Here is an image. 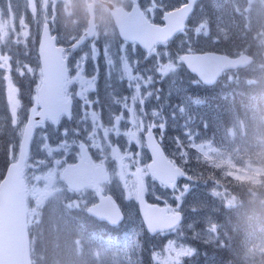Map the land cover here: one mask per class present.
<instances>
[{
    "label": "rangeland",
    "instance_id": "1",
    "mask_svg": "<svg viewBox=\"0 0 264 264\" xmlns=\"http://www.w3.org/2000/svg\"><path fill=\"white\" fill-rule=\"evenodd\" d=\"M226 1L223 4L222 0H208L200 4L186 31V45L180 44L175 51L182 52L181 54L184 51L192 53L212 46L222 47L228 52L251 50L259 64L247 70L245 78L249 75L261 78L264 75V0H228L232 3L234 15L227 10L223 12ZM174 2L175 0H158L154 4L161 7ZM12 4L15 5L17 15L21 16L18 21H14L13 16L9 15L8 7ZM38 4V0H0V32L5 37L12 34L11 46L7 51L12 60H17L18 63V71L11 70L12 67L3 70L1 63L7 62L6 53H0V91L3 90L5 94L6 109L12 115L15 128L19 126L18 116L24 110L21 109L20 90L16 84L21 80L34 82L32 78L35 67L28 65H36L32 47L39 39L43 20L42 12L38 13L36 8ZM75 11L76 15H71L73 11L68 5L65 9L59 7L56 15L52 9L47 15L64 42L73 40L87 26V13L84 10ZM213 12L221 21L213 20ZM98 17L100 37L113 36L115 28L110 18L103 10H99ZM2 45L3 41L0 40V49ZM89 54L94 60L100 58L96 52ZM171 59L180 61V54L172 52ZM132 63L135 69L131 76ZM97 66H100L99 61L93 65ZM124 68L127 71L123 75ZM123 69L119 76L123 90L132 91L139 114L159 131L158 136L166 152L175 158V163L188 170L195 179V185L183 184L168 199L169 206L174 210L187 212L185 223L172 235L154 239L140 249L138 238L143 235V231L138 227L140 230L137 233H123L117 243L99 242L100 245L88 248L89 253L83 248L85 252L81 253V259L88 260V264H187L190 250L198 249L199 258L196 259L194 254L192 263L199 260V264H220L219 261L212 260L213 252L215 256L222 247L233 248L236 243V246L242 247L238 248V259L233 264H241V261H246L245 264H264V223L262 230L259 225L256 226L258 228H251L249 221L254 217L251 218L248 213L245 240L241 239V229L236 231L238 214L244 206L250 212L249 206L252 203L264 206V97L241 117L230 113L229 116L215 119L219 115L210 114L211 107L195 96L197 81L189 78L186 73L184 75L173 64L161 61L147 64L143 63V59L140 64L135 57H128V62L127 57H123ZM169 70L171 78L167 76ZM106 77H113L109 70H106ZM242 77L243 72L229 77L221 88ZM261 79L264 80V77ZM242 83L247 81L243 78ZM253 83L257 87L258 80ZM113 86L117 87L118 93L123 92L118 82L114 81ZM14 150L15 146H12L10 153ZM153 185L154 195L163 200V190ZM54 190L49 199L44 197V192L42 199L35 196L32 202L34 206L40 203L38 209L46 205L54 212L60 210L57 217L61 219L62 213L73 210L79 199L59 192L58 187ZM51 191L50 187L47 192ZM126 209L129 226L141 222L138 215L132 213V209L128 206ZM29 214L30 222L34 225L32 233L36 239L39 235L35 228L38 218L33 208ZM92 237L90 235L86 239L90 244L96 245ZM144 238L143 236L142 240Z\"/></svg>",
    "mask_w": 264,
    "mask_h": 264
},
{
    "label": "flooded vegetation",
    "instance_id": "2",
    "mask_svg": "<svg viewBox=\"0 0 264 264\" xmlns=\"http://www.w3.org/2000/svg\"><path fill=\"white\" fill-rule=\"evenodd\" d=\"M107 2L116 3L97 0V4ZM96 27L93 39L88 41L94 48L85 49L84 54H69L70 80L64 89V106L67 109L70 104V114L59 115L55 125L46 119L35 126L25 180L31 197H41L55 181L53 177L81 161L85 164L87 186L80 192L68 193L82 196L80 206L86 209L96 205L99 197H108L128 217L125 208L134 211L136 204L137 173L143 179L147 201L157 203L150 194L154 181L146 171L150 156L145 143L146 133L156 135L157 130L139 114L132 91H124L119 80L123 57H147L137 46L119 41L115 31L113 36L100 37L99 21ZM90 52H96L100 58L94 60L89 56L87 61L86 54ZM97 61L100 66L93 67ZM106 70L113 77L107 78ZM125 71L127 68L123 75ZM114 81L123 92L118 93ZM26 121L24 117L22 125ZM88 218V227L107 228L106 224Z\"/></svg>",
    "mask_w": 264,
    "mask_h": 264
},
{
    "label": "water",
    "instance_id": "3",
    "mask_svg": "<svg viewBox=\"0 0 264 264\" xmlns=\"http://www.w3.org/2000/svg\"><path fill=\"white\" fill-rule=\"evenodd\" d=\"M188 5L181 10L166 17V27L155 29L153 37L155 41H165L175 32L183 28L187 16L192 11L196 0H187ZM113 13V12H112ZM116 17V14H114ZM119 16H121L119 14ZM121 20L117 17V22ZM46 59V81L49 90L54 95L58 94V87L62 82V76L56 73L57 60L53 53H44ZM251 59L242 56L231 60L223 56L210 54L193 55L186 57V65L193 75L205 85L211 86L221 76L223 71L245 67L251 63ZM45 85V84H44ZM47 87V89H48ZM46 89V90H47ZM42 94V93H41ZM61 94V92H60ZM47 103L57 111L59 106L55 97L45 96ZM32 134V122L28 123L22 139L20 153L17 162L11 164L0 183V264H31L29 252V236L27 232V211L25 207V186L23 182V171L28 151L29 139ZM152 156V163L149 165L150 173L158 179L169 178L173 174L177 177L183 174L168 162L161 148L155 143L149 145ZM65 177V175H64ZM163 180H161L163 182ZM67 183L68 181L65 180ZM164 183V182H163ZM69 184V183H68ZM69 186H71L69 184ZM142 188L139 186V206L143 223L148 232L155 235L158 232L166 231L180 222V215L167 216L165 210L156 206H148L142 196ZM89 213V212H88ZM97 217V215L94 214ZM106 220L105 218H102ZM122 215H118L112 223H121ZM108 221V220H107Z\"/></svg>",
    "mask_w": 264,
    "mask_h": 264
},
{
    "label": "trees",
    "instance_id": "4",
    "mask_svg": "<svg viewBox=\"0 0 264 264\" xmlns=\"http://www.w3.org/2000/svg\"><path fill=\"white\" fill-rule=\"evenodd\" d=\"M225 10H227L228 13L232 15L230 2L228 1L226 2L223 12ZM212 18L214 21H221L220 18L216 17L215 13L213 14ZM212 50L223 52L218 48H213ZM219 85L220 84L211 89L201 88V92L199 95L206 101H210L211 107L216 108L220 112H223V114H225L226 116H229L230 113L237 114L240 112L239 110H241L240 107H245L248 106V104H251L247 102L246 97L240 99V97L237 95L238 92L241 95L249 96L251 98H255L256 96H259L261 94L260 86L246 88L248 86L244 87L237 85L236 87H234L236 89V92L234 93L231 91V89H220ZM3 140L4 137H1V141ZM5 164L6 156L3 151H0V169L3 168ZM257 215V220H259V216L261 217V215L258 211ZM41 218L43 221L42 224L39 225L38 232L40 233L39 238L40 240H42L41 246L44 249L43 255L46 256L44 264H71L70 257L75 250L76 241L74 237V229L67 228L63 230L60 224L64 221L59 219V217L54 214H44L41 216ZM39 253L41 254V252ZM224 253L229 254V252ZM230 254L234 253L230 251ZM236 254H238V251H236ZM219 259L221 260V264H231L230 262H232V258L230 256L222 254L221 252L219 255Z\"/></svg>",
    "mask_w": 264,
    "mask_h": 264
}]
</instances>
